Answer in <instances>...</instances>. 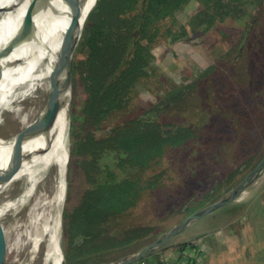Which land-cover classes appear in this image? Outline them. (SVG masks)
Here are the masks:
<instances>
[{
	"label": "rangeland",
	"instance_id": "rangeland-1",
	"mask_svg": "<svg viewBox=\"0 0 264 264\" xmlns=\"http://www.w3.org/2000/svg\"><path fill=\"white\" fill-rule=\"evenodd\" d=\"M197 5L196 0H191L179 11V22H184ZM249 20L250 16L245 22L217 27L202 38L174 43L160 41L154 48L155 73L138 84L135 99L128 107L112 113L104 121V128H113L148 109L168 91L193 84L177 105L163 110L159 119L190 125L196 130L198 139L186 150L165 155L159 167L170 171L175 169V176L171 175L165 187L146 196L135 209L119 219L117 225L121 227L149 224L158 228L149 238L119 250V254L142 249L190 213L222 198L264 156V20L261 24L259 20L254 22L250 39L238 56L234 49L228 52ZM210 67L213 69L206 72ZM36 94L41 104L43 91L39 89ZM29 105V101L24 104L25 107ZM72 126H77L76 131L81 135L89 131L84 124L83 98L74 85L69 114L70 156L65 176L66 193L60 214L62 264L65 244L63 210L79 203L87 187L76 156L71 155ZM19 129L20 124L14 115L4 111L0 136H9ZM255 181L245 188L241 197L236 198L242 200L249 191L240 203L227 202L194 219L152 252L153 256L148 255L142 258L144 261L131 264H225V227H232L236 233L237 228L253 223L254 209L264 213V181ZM49 182L46 181L43 187L50 194ZM16 185L11 193L0 197V204L21 193L23 185ZM255 191L258 194L253 196ZM26 213L27 207L18 214L10 211L0 218V264H44L46 243L34 247L23 235L27 228L24 225ZM254 236V232L243 235L249 244L246 249L255 248L252 245L256 242ZM260 240L264 250V239ZM184 242L190 244L185 253H179L178 244Z\"/></svg>",
	"mask_w": 264,
	"mask_h": 264
},
{
	"label": "trees",
	"instance_id": "trees-1",
	"mask_svg": "<svg viewBox=\"0 0 264 264\" xmlns=\"http://www.w3.org/2000/svg\"><path fill=\"white\" fill-rule=\"evenodd\" d=\"M190 1L97 0L84 23L72 69L89 131L81 135L72 126L70 134L71 155L76 156L87 187L79 203L63 210V264L111 263L128 253L119 250L153 235L158 228L149 224L121 227L117 222L175 176V169L159 167L165 155L186 150L198 139L190 125L159 119L165 108L183 99L192 83L168 91L113 128L103 127L112 113L133 102L138 84L155 73V46L162 40L202 38L250 16L228 51L239 55L254 22L264 20V0H196L194 12L179 22L177 13ZM189 244H178L179 253H185Z\"/></svg>",
	"mask_w": 264,
	"mask_h": 264
},
{
	"label": "bare ground",
	"instance_id": "bare-ground-1",
	"mask_svg": "<svg viewBox=\"0 0 264 264\" xmlns=\"http://www.w3.org/2000/svg\"><path fill=\"white\" fill-rule=\"evenodd\" d=\"M76 1L74 22L65 43L69 51L78 42L84 23L97 2ZM33 2L0 0V50L10 45ZM69 23L70 9L61 0L39 3L32 15L31 29L7 56L0 58V122L2 113L7 110L20 124L17 132L0 136V197L11 193L17 183L23 185L18 196L0 204V218L10 211L14 215L18 214L27 207L24 224L27 228L23 235L34 247L41 242L46 243L44 264H61L63 261L60 214L65 199V176L70 156V105L66 104L68 93L62 97L65 104L48 130L24 143V151L30 154L16 167L9 168L7 162L22 133L42 116L64 80L62 74L56 75L55 63ZM39 89L44 95L40 99L41 104L36 94ZM26 101L30 102L28 107L24 106ZM46 181H51L50 194L43 187Z\"/></svg>",
	"mask_w": 264,
	"mask_h": 264
},
{
	"label": "water",
	"instance_id": "water-1",
	"mask_svg": "<svg viewBox=\"0 0 264 264\" xmlns=\"http://www.w3.org/2000/svg\"><path fill=\"white\" fill-rule=\"evenodd\" d=\"M43 1L45 0H34V2L30 5L28 10L26 11L20 30L12 37L10 45L0 50V58H4L5 56H7L8 53L22 41L21 38L23 37V35L28 33V31L31 29L32 15L35 10V7ZM61 1L65 5H67L70 9V23L63 38V42L60 47V50L57 53L56 63H55L56 75L59 76L60 74H62L64 80H62L60 87L51 97V100L45 112L42 114V116H40L32 125H30L22 133V136L20 137L18 143L16 144L14 149L11 150V154L7 162V166L9 168L16 167L22 162V160L25 157H27L30 154L29 152L24 151L23 148L24 143L30 138L36 136L37 134L48 130L49 126L52 124L58 112L65 104L62 98L65 94L67 93L69 94V98L66 100V104L70 105L71 103V97L73 91L72 65H73L75 50L79 42L81 33L79 35L78 42L74 45L72 50L69 51L68 48L65 46V43L69 35L71 26L74 22V14H75L77 1L76 0H61ZM263 168H264V156L251 168V170L246 174V176H244L222 198L190 213L185 219H183L179 223L173 225L172 227L161 233L156 240H154L152 243L148 244L147 246L143 247L142 249L127 254L126 256L116 261L105 264H131L135 261H138L150 255L152 252L160 248L173 234L179 233L182 230H184L185 227L194 219H197L207 213H210L215 209L219 208L220 206L224 205L225 203L238 198L239 195L245 190V188L248 185H250L260 175Z\"/></svg>",
	"mask_w": 264,
	"mask_h": 264
},
{
	"label": "crops",
	"instance_id": "crops-1",
	"mask_svg": "<svg viewBox=\"0 0 264 264\" xmlns=\"http://www.w3.org/2000/svg\"><path fill=\"white\" fill-rule=\"evenodd\" d=\"M259 180H262V182L264 181V173H260V175L256 178V181ZM248 193L249 191L243 196L242 200L246 198ZM253 193V196H255V194H258V191ZM260 195H262L261 192ZM242 200L235 199L231 202L237 204ZM253 216V223L237 228L236 233L233 231L234 229L232 227H228L227 229L225 227V231L227 232V236H225V264H264V250L263 246H260V238L264 239V237H262V235L264 236V226H262V220L264 221V213L256 212L254 209ZM253 232L255 233L254 237L256 242L254 241L252 245L255 246V248H253V250L248 248L246 249V246L249 244L245 242L243 235L253 234Z\"/></svg>",
	"mask_w": 264,
	"mask_h": 264
}]
</instances>
